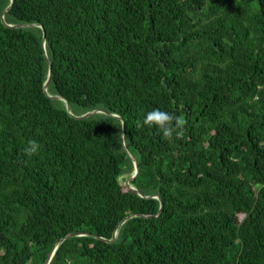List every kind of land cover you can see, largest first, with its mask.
Listing matches in <instances>:
<instances>
[{
	"label": "trees",
	"instance_id": "1",
	"mask_svg": "<svg viewBox=\"0 0 264 264\" xmlns=\"http://www.w3.org/2000/svg\"><path fill=\"white\" fill-rule=\"evenodd\" d=\"M11 3L0 264H264V0Z\"/></svg>",
	"mask_w": 264,
	"mask_h": 264
},
{
	"label": "clouds",
	"instance_id": "2",
	"mask_svg": "<svg viewBox=\"0 0 264 264\" xmlns=\"http://www.w3.org/2000/svg\"><path fill=\"white\" fill-rule=\"evenodd\" d=\"M173 121L175 123H173ZM182 124L183 121L178 117H173L168 112L161 110L149 111L142 119V126L160 130L166 138L171 137L174 129L179 128ZM37 150L38 145L35 142H30V147L27 151L29 153H35ZM128 183H130V181Z\"/></svg>",
	"mask_w": 264,
	"mask_h": 264
},
{
	"label": "water",
	"instance_id": "3",
	"mask_svg": "<svg viewBox=\"0 0 264 264\" xmlns=\"http://www.w3.org/2000/svg\"><path fill=\"white\" fill-rule=\"evenodd\" d=\"M14 2H15V0H12L11 5L5 10L4 14H6L8 11H10V9H11V8L13 7V5H14ZM4 17H5V15H3V20H4ZM7 26L12 27V28H17V29H18V28H25V27L29 28V27H34V26H38V25H34V24L22 25V24H20V25H14V26H10V25H7ZM44 48H45V47H44ZM46 57H47V56H46ZM47 61L49 62L48 57H47ZM49 65H50V63H49ZM50 66H51V65H50ZM51 74H52V71H50V75H51ZM49 81H50V80H47V82H46V84H45V91H47V89H48ZM53 98H55V99H59V97H53ZM68 110H69V112L72 114L70 108H68ZM97 112H98L97 110H96V111H92V112H89V113H87V114H85V115L79 117V118H87V117H90V116L94 115V114L97 113ZM101 112H103V111H101ZM105 113H106V112H105ZM134 166H135V171H134L133 176H131L130 179H134V178L138 175V173H139V165H138V163H137L136 160H134ZM128 184H130V183H128ZM156 198H159V197L157 196ZM159 199H160V198H159ZM160 200H161V199H160ZM161 202H162V200H161ZM162 209H163V204H161L160 212L162 211ZM130 218H131V217H128L125 221L129 220ZM123 223H124V222H123ZM74 236H79V235H78V234H71V235H69L68 237H74ZM115 239H116V234L113 236L112 240L109 241V242H114ZM106 241H107V240H106ZM62 242H63V241H62ZM62 242H61V243H62ZM61 243H60V244H61ZM60 244H57V245H56L54 251L52 252L51 256L49 257V259H48V261H47V264H49V262L51 261L52 256H54V254H55V252H56V250H57V248L59 247Z\"/></svg>",
	"mask_w": 264,
	"mask_h": 264
},
{
	"label": "bare ground",
	"instance_id": "4",
	"mask_svg": "<svg viewBox=\"0 0 264 264\" xmlns=\"http://www.w3.org/2000/svg\"><path fill=\"white\" fill-rule=\"evenodd\" d=\"M34 25H37V24H34ZM35 27V26H34ZM38 27H40V25H38ZM43 45H44V47H45V50H46V43H45V41L43 42ZM46 54H47V51H46ZM50 71H52L51 70V66H50ZM52 75V74H51ZM51 75H50V72H49V76H48V80H50V78H51ZM46 84V83H45ZM47 92L49 93V91H48V89H47ZM50 94V93H49ZM54 97H59V96H54ZM59 99H63V98H61V97H59ZM64 100V99H63ZM68 108H69V106H68ZM96 111V110H95ZM92 112V111H91ZM98 112H100V111H98ZM130 188H131V190H133L134 192H136V193H140L139 191H138V189L135 187V186H132V185H130L129 186ZM159 197V195H153V196H150V198H156V197ZM160 198V197H159ZM159 198H156V199H159ZM161 199V198H160ZM159 199V200H160ZM162 200V199H161ZM161 200H160V202H161ZM161 204H163V202H161ZM163 210V209H162ZM134 216V215H133ZM133 216H130L131 218L133 217ZM137 216V215H136ZM147 217H152V216H147ZM124 222H126V221H124ZM124 223H122L121 224V226L123 225ZM79 235V234H78ZM117 236H118V231H117V233H116V238H117ZM116 240V239H115ZM58 249V248H57ZM54 251V250H53ZM57 251V250H56ZM56 253V252H55ZM52 254V253H51ZM55 255V254H54ZM51 256V255H50ZM53 257L54 256H52V259H53ZM52 259H51V261H52ZM50 261V262H51ZM50 262H49V264H50Z\"/></svg>",
	"mask_w": 264,
	"mask_h": 264
},
{
	"label": "rangeland",
	"instance_id": "5",
	"mask_svg": "<svg viewBox=\"0 0 264 264\" xmlns=\"http://www.w3.org/2000/svg\"><path fill=\"white\" fill-rule=\"evenodd\" d=\"M128 176H126L124 179H122V185L124 188H127L128 189V180H127Z\"/></svg>",
	"mask_w": 264,
	"mask_h": 264
}]
</instances>
